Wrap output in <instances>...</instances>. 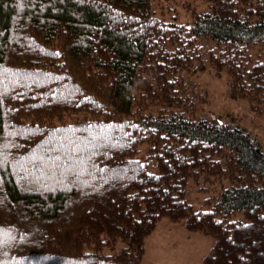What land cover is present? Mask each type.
Segmentation results:
<instances>
[{"label": "trees", "instance_id": "trees-1", "mask_svg": "<svg viewBox=\"0 0 264 264\" xmlns=\"http://www.w3.org/2000/svg\"><path fill=\"white\" fill-rule=\"evenodd\" d=\"M203 1L0 0V264H149L163 219L264 264V149L195 81L264 116V0Z\"/></svg>", "mask_w": 264, "mask_h": 264}, {"label": "rangeland", "instance_id": "rangeland-1", "mask_svg": "<svg viewBox=\"0 0 264 264\" xmlns=\"http://www.w3.org/2000/svg\"><path fill=\"white\" fill-rule=\"evenodd\" d=\"M186 2H188L186 6L182 5L178 7L180 20L182 22H187L189 20V7L197 9L198 11H204L207 9V4L203 0H186ZM252 55L255 60L264 62V50L261 51L260 46L252 49ZM195 81L202 92L205 93L206 100V102L201 105L198 113L199 116L208 118L216 117L219 118L220 121L232 122L233 124L244 128L251 133L252 137L264 149V116L259 114L257 111L250 109V104L248 101L235 100L230 97L229 79L227 74H221L220 76H217L213 69H208L207 72L195 77ZM206 195L207 194L205 192H201L197 189V187H191L187 199L195 209H198ZM1 201L4 200L0 197V205L2 206L3 204ZM161 222V224L159 223L155 230L157 231L158 229V232L154 235V231L150 236H148L146 242L152 236V239L156 238L160 232L162 233L164 231L165 225L163 224L170 223V226L176 225L179 226V228L183 227L182 223H175L169 219H163ZM166 231H164L161 238L158 239L161 242L165 241V243L168 245L166 246V250L164 251L162 258L157 257L158 264H202V260H197V257L195 256L196 253L191 257L189 253H180L179 249L181 247H179L177 251L169 250V247L172 246L174 240L180 241V244L186 242L185 239H182L186 231L182 230V234L179 233V231L172 233H168ZM189 235L192 236V243L196 245L213 241L211 237H206V235L202 233H193ZM120 248H122L121 243L118 244L117 250ZM152 250V248H147V258L149 259H151V257L154 258V255L151 253ZM143 261L145 262V259Z\"/></svg>", "mask_w": 264, "mask_h": 264}, {"label": "crops", "instance_id": "crops-1", "mask_svg": "<svg viewBox=\"0 0 264 264\" xmlns=\"http://www.w3.org/2000/svg\"><path fill=\"white\" fill-rule=\"evenodd\" d=\"M163 225H165L164 231L167 230L166 232H168V233L169 232L172 233V232L179 231V233L182 234L183 233L182 230H183V231H186L189 234H193V233L187 231L184 226L182 228H179V226H176V225L175 226H170V223H166V224H163ZM157 232H158V229L153 234L155 235ZM186 232H185L184 237L182 238V239H185L186 242L180 244V241H178V240L175 241L174 240L172 246L169 247L170 248L169 250L177 251L178 248L181 247L179 249V252L182 253V254L183 253H189V255L191 257L196 253L195 256L197 257V260L198 259L202 260V264H203V258L205 257V255H207V253L211 249V247L213 245V241L212 242L209 241V243L208 242H205L203 244L196 245V244L192 243V240H191V237L192 236L189 235V234H187ZM162 233L160 232V234L156 238H153L152 239V237H153L152 236L149 240H147L146 245H145V262L146 263H149V264H158L157 263L158 262L157 261V257L162 258L163 254H164V251L166 250V246H168L165 243V241H162L161 242L160 240H158L163 235ZM176 235H177V233H176ZM206 237H208V236H206ZM147 248H152L153 249L151 253L154 255V258H152V257H151V259L147 258V254H148Z\"/></svg>", "mask_w": 264, "mask_h": 264}]
</instances>
